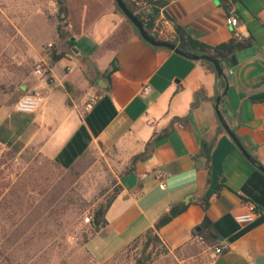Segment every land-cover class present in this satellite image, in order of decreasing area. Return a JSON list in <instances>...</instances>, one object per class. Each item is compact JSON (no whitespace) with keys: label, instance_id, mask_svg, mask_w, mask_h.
<instances>
[{"label":"crops","instance_id":"crops-1","mask_svg":"<svg viewBox=\"0 0 264 264\" xmlns=\"http://www.w3.org/2000/svg\"><path fill=\"white\" fill-rule=\"evenodd\" d=\"M67 1L76 30L58 44L63 56L46 57V74H33L21 86L22 93L39 88L45 94L35 112L24 114L46 157L68 168L91 148H116L129 163L104 224L84 243L91 259L105 262L172 207L185 205L156 231L182 261L264 264V173L245 158L215 112L216 97L226 87L219 109L264 167V100L253 99L264 93V0H149L154 19L165 16L175 37L181 27L209 46L233 38L225 17L237 15L249 37L232 54L234 65L221 63L227 83L211 62L143 40L115 0ZM138 1L139 8L154 11ZM146 85L150 89L143 92ZM91 96L96 102L86 111ZM156 168L166 173L163 188ZM248 201L258 214L238 223L234 215Z\"/></svg>","mask_w":264,"mask_h":264},{"label":"rangeland","instance_id":"rangeland-1","mask_svg":"<svg viewBox=\"0 0 264 264\" xmlns=\"http://www.w3.org/2000/svg\"><path fill=\"white\" fill-rule=\"evenodd\" d=\"M71 15L67 0H0V125L14 136L12 147L21 145L14 153L0 143V264H195L157 240L147 245L149 236L93 261L84 248L93 214L129 163L116 148L96 147L72 168L57 167L32 139L29 115L13 109L34 65L61 52L58 44L76 30Z\"/></svg>","mask_w":264,"mask_h":264},{"label":"trees","instance_id":"trees-1","mask_svg":"<svg viewBox=\"0 0 264 264\" xmlns=\"http://www.w3.org/2000/svg\"><path fill=\"white\" fill-rule=\"evenodd\" d=\"M123 1L126 4V6L132 12H134V13L136 12L135 14L141 20V22L143 23L145 29L147 31H149V28L151 27V25H152V23L154 21L155 14H156V8L154 7L153 3L150 2L149 0H145V2L150 3L152 5L153 9H154V11L149 13V18L146 21L137 12V10L140 7V3H139L138 0H123ZM60 4H62V2H60ZM176 32H177V36L173 39V42H175L180 49H182L184 51H193V52H196V53H207V54L213 56L214 58H216L220 63L229 61L230 57L232 56V54L236 50L241 49V48H243V47H245L247 45V43L245 41L238 42L234 38H232L231 40H229L227 42H223V43H221L219 45L209 46V45H206L205 43H203V42H201V41H199L197 39L192 38L181 27H176ZM62 56H63V52H59V53L58 52H54V53H52L50 55L49 59H50V61H56L59 58H61ZM220 80H221V82H223V80L221 78H220ZM253 99L257 100V101H263L264 100V93L261 94V95L253 97ZM11 135L12 134H11V132L9 130H7L3 125H0V143L1 144H5L6 147H8L9 149L13 148V152L14 153H18L20 151L21 145L16 144V145H14L12 147V145H13V137L14 136H11ZM83 156H81L75 163H73L68 168L69 169L72 168L76 163H78L81 160V158ZM136 158H138V155L134 156L133 160H135ZM52 162L57 167L63 168V167L59 166L56 162H54V161H52ZM119 189L120 188H118L116 190V192L112 195V197L107 201L106 204L102 205L101 207H99L98 209L95 210V212L93 214V217H92V227H93L94 231H97L99 229V227L104 224V213H105L107 207L112 202V200L115 198V196L118 193ZM184 208H185V205H177V206L172 207L167 214H165L164 216H162L159 219V221L155 224L154 228L148 229L147 232L141 236V237L149 236V240H147V245L151 241H154V240H157V241L161 242V240H160L159 236L157 235L156 231L159 229L160 226H162L163 224L167 223L173 216H175L178 213H180ZM138 238H140V237H138ZM87 239L88 238L85 239L84 243L86 242Z\"/></svg>","mask_w":264,"mask_h":264},{"label":"built area","instance_id":"built-area-1","mask_svg":"<svg viewBox=\"0 0 264 264\" xmlns=\"http://www.w3.org/2000/svg\"><path fill=\"white\" fill-rule=\"evenodd\" d=\"M137 12L144 20H148L150 13L149 8H139ZM225 23L229 27H231L233 38L236 41L243 42L247 40V38L249 37V31L246 28H242L241 24L239 23L238 17L234 12H230L229 14H227V16L225 17ZM148 33L155 38L167 41H173V39L175 38V31L165 16H160L159 18L154 19ZM231 72L232 70L229 69V73ZM32 73L36 76H44L46 74L44 62H37L32 69ZM53 81L55 82V79ZM149 89V85H146L143 88V92H148ZM44 99L45 94L41 89H31L21 94V96L15 101L13 109L14 111L19 113H33L42 104ZM95 102L96 98L94 96L89 97V99L84 104V110H90ZM153 174L160 181L159 186L163 188L164 178L166 175L165 171L162 168H156L153 171ZM257 214L258 208L256 204L248 201L246 203V210L244 212L235 214L234 219L241 224L248 223L253 221ZM85 221L89 222L90 217L86 216ZM195 240L197 242L204 241L202 236H196ZM214 250L216 253H219L221 252L222 248L220 246H216Z\"/></svg>","mask_w":264,"mask_h":264},{"label":"water","instance_id":"water-1","mask_svg":"<svg viewBox=\"0 0 264 264\" xmlns=\"http://www.w3.org/2000/svg\"><path fill=\"white\" fill-rule=\"evenodd\" d=\"M115 3L117 5V7L121 10V12L126 16V18L137 29L139 35L141 36V38L143 40H145L146 42H148L149 44H151L153 46L164 47V48H167L169 50L174 51L175 53H178L180 55H183V56H186V57H189V58H192V59H202V60H206L208 62H211L213 64L215 70H216L217 75L219 77H223L224 80L227 83V78H226V75H225V73L223 71V67H222L221 63L216 58H214L213 56H211V55H209L207 53H195V52L184 51V50L180 49L177 46V44L175 42H173V41H167V40H162V39H158V38L153 37L145 29L143 23L138 18V16L126 6V4L124 3L123 0H115ZM230 61H231L232 65H234L236 63L235 55H232L230 57ZM225 91H226V87L224 88L222 93L217 95L216 101H215V112L217 114L218 120H219L222 128L232 138V140L234 141L236 146L239 148L241 153L245 156V158H247L249 161L253 162L255 164V166L260 171H262L264 173V167L261 164L256 163L254 161V159L251 157V155L247 152L246 148L243 146V144L241 143L239 138L230 129L225 117L223 116V114L221 113V111L219 109V103H220L221 98L223 97Z\"/></svg>","mask_w":264,"mask_h":264}]
</instances>
